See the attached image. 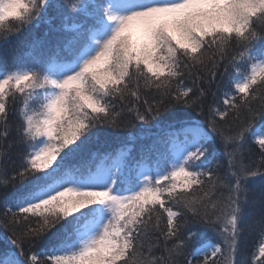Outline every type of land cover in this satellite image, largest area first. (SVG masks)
<instances>
[{
  "label": "snow or ice",
  "instance_id": "1",
  "mask_svg": "<svg viewBox=\"0 0 264 264\" xmlns=\"http://www.w3.org/2000/svg\"><path fill=\"white\" fill-rule=\"evenodd\" d=\"M41 23L25 53L34 66L15 49L0 66V227L12 245L0 264H264V241L258 255L243 248L264 236V0H0L5 43ZM49 32L70 35L53 44ZM222 61L240 95L205 115L194 69L215 77ZM135 122L146 127L115 148L89 147L94 130Z\"/></svg>",
  "mask_w": 264,
  "mask_h": 264
},
{
  "label": "trees",
  "instance_id": "2",
  "mask_svg": "<svg viewBox=\"0 0 264 264\" xmlns=\"http://www.w3.org/2000/svg\"><path fill=\"white\" fill-rule=\"evenodd\" d=\"M82 21L83 18H78ZM78 20L77 22H79ZM80 21V22H81ZM90 23V22H89ZM55 24L57 26L61 25V21L57 19L55 21ZM49 26L45 23H41L39 27H30L26 28L24 31H22L19 35L13 36L11 40L8 43H5L3 41V34L0 33V66L4 65L6 62L11 61V57L8 55V50L9 49H15L16 54L20 55V60L23 63L25 57V53L30 51V45L34 39H40L43 37V34L45 31H47ZM70 35V33H65V32H49V36L47 39L51 43H55L57 39H63L64 37ZM233 47H235V41H233ZM211 55V52L209 53ZM27 65L31 66V64L26 63ZM227 61H222L219 65V67L216 70V75L215 77L211 76L208 74V70L211 68V65L205 66H197L196 69H194V75H200L204 77V79L200 82L201 87L206 89V96L203 98V106L205 110V115H207L208 112V107L212 106L213 108H219L220 110H224L227 106L224 104L225 99H230L231 98L238 96L240 94L236 93L235 88H234V82L236 79L241 78L238 73L233 69L232 66L228 65L227 70H225ZM243 68V66H242ZM184 83L185 85H192V79L185 76L184 77ZM141 88H143V82H141ZM19 95V94H17ZM143 96H146L150 101L152 100L153 96L155 95L154 90H147L145 89L142 93ZM157 99L159 98L158 96L156 97ZM131 99V97H129ZM141 107H142V101ZM22 100L18 103L17 107H22ZM254 107L259 106V100L255 102L253 105ZM119 111V109H117ZM169 112H179V113H186L189 114L193 118H198L203 120V117L199 116V112H193L191 109L183 108V107H177L174 109H169ZM169 113L166 112L164 113V118L167 119ZM217 120L219 123H231L232 122V116L230 115L228 118V121L226 122H221L219 121V118L217 117ZM236 123H239L237 121ZM257 126L260 124H264V120H261L257 118L256 121ZM141 127H146L141 125L139 122H135L133 126L129 129H124L119 132H114L110 128H100L98 130H94V133L98 132L99 133V140L94 141L92 144H90V148L95 150V149H100L101 152H104L110 148H115L116 147V137L117 135L119 136H124L128 132H139ZM2 131V130H0ZM153 131H155V128H153ZM151 141L148 139L142 140L137 144V147L139 148L142 145L147 146L150 144ZM249 146L252 149L253 153V158L257 161L260 160V156L258 155L259 152V145L255 144L254 140L249 141ZM13 160L16 162V164L19 163V159L16 157V150H13ZM59 159V158H58ZM221 163L223 166L221 169V172L227 167V161L221 152L217 156V161ZM55 163V162H54ZM15 165L12 164L11 162L9 163V172L11 174V171ZM54 166V165H53ZM20 187L19 182L15 186L16 189ZM13 188H9V192L13 191ZM202 195V193H198ZM174 211H178L175 207H173ZM155 223V220L153 221ZM167 223L166 219V214H163L161 217V227L165 228ZM196 228L199 230L200 235L202 238L205 240L211 239L213 243H218L219 238L216 236L214 232H212L211 229L205 228L203 225H197ZM264 241V236L260 235L259 233H252L251 235H248L246 239L243 241V248L244 250L247 251L248 255L251 256L253 253L256 255L259 254V245L260 243ZM11 241L8 239V235L5 234L4 229L0 227V256L3 255V253L9 249H11ZM37 251H43L42 246H38ZM155 255L158 257L161 254V249H153ZM203 259V257H201ZM220 259H223V256L220 257Z\"/></svg>",
  "mask_w": 264,
  "mask_h": 264
},
{
  "label": "rangeland",
  "instance_id": "3",
  "mask_svg": "<svg viewBox=\"0 0 264 264\" xmlns=\"http://www.w3.org/2000/svg\"><path fill=\"white\" fill-rule=\"evenodd\" d=\"M78 20H80V19H78ZM81 21V20H80ZM79 21V22H80ZM90 22V21H89ZM17 55V57L20 59V55L19 54H16ZM23 63H29V64H31V66H34L33 64H32V61H31V59H29V58H26V59H24V62Z\"/></svg>",
  "mask_w": 264,
  "mask_h": 264
}]
</instances>
